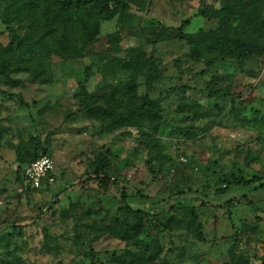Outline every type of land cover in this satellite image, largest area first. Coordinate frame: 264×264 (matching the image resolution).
<instances>
[{
    "label": "rangeland",
    "instance_id": "rangeland-1",
    "mask_svg": "<svg viewBox=\"0 0 264 264\" xmlns=\"http://www.w3.org/2000/svg\"><path fill=\"white\" fill-rule=\"evenodd\" d=\"M57 1L0 0V264H264V54L160 33L225 28L201 9L239 28L262 4L74 0L97 8L56 29ZM42 149L53 171L25 190L18 160Z\"/></svg>",
    "mask_w": 264,
    "mask_h": 264
},
{
    "label": "trees",
    "instance_id": "trees-1",
    "mask_svg": "<svg viewBox=\"0 0 264 264\" xmlns=\"http://www.w3.org/2000/svg\"><path fill=\"white\" fill-rule=\"evenodd\" d=\"M200 1L202 2V4H205L206 0H200ZM256 1H257V4L260 3L264 7V0H256ZM112 2L115 5H119L123 8H127L126 4L123 2H120V1L119 2L112 1ZM92 3L93 2L90 1L89 6L86 9L85 8L86 6L79 4V2H76L74 0H67V1H62V2L57 1V3L55 4L56 8H54L51 14V17L48 18V13L46 11H42L41 18L47 25L49 24L48 27H50L53 23H55L57 26L56 29L58 28L67 29L69 26H71L70 22L77 21L78 19L83 29L84 27L83 22L81 21L80 18H88L87 14L89 15L92 12H95L93 10L96 9L97 6L95 5L94 7ZM103 3L108 4L109 1L107 0V1L102 2V5ZM16 5H17L16 3L11 5V7H13V10L16 7ZM36 8H37V4L26 6L25 13L27 16H29L30 25H34L36 23L35 21L36 18L34 17L36 14L35 13ZM68 10H71V13L68 14V16H66L62 20H60V18L63 16V13ZM19 11L20 9L17 8L13 11V14L16 15ZM229 11L234 14L232 10H229ZM248 11L250 10L247 9L246 7L241 8V12L244 13L243 17H244L245 24L240 26L239 28L237 27L232 28V27L226 26L227 25L226 21L228 19H227V15H224L225 12H222V11H210L209 12L206 9H201L199 11L200 16L204 18H212L213 16H216L217 19L221 21L222 20L225 21V23L223 22L225 28L219 29L215 32H209V33L198 32L195 34H185L184 28L189 25V22L184 21L181 23V26L176 30L160 27V33L167 34V35H173L174 38L186 40L189 43L199 42L203 44L205 43L207 45L210 44V45H213L214 47L217 46V47L223 48V50H221L220 52L222 53L221 54L222 58L227 57V56L224 57L225 54H228V56L229 54L231 55L232 52H233L232 54L236 55L238 58H242V54L244 53H247L248 55H250L254 51H256V54H262V53L264 54V48H263L264 46V18H260L261 14L258 13L257 7H254L251 13H249ZM78 14L80 15L78 16ZM245 14L249 15L250 17L248 22H247ZM76 15H77V19H76ZM4 17H5V26H6L7 32L11 33V30L9 28V25L12 22V20L10 19L11 12L6 13ZM18 45L20 48H23L24 41H21ZM260 46H262V48H260L259 50L258 47ZM255 47L257 48V50L254 49ZM80 89H81V93L83 94V96L87 98L88 94L83 90V87L81 84H80ZM215 97L223 98V97H229V96L227 94H224L222 96L215 95ZM142 109L148 112L155 113V114H160V111H161L158 106L154 105L152 102L148 101L147 99H144L143 104H142ZM85 111L92 113L93 115H96V116L98 115L104 116L106 113V111L103 110V108L90 107V106H85ZM42 155H47L45 149L40 150V153L38 150H35L33 154H30V155L27 154L18 160L19 165L16 169L15 175H16V181L19 182L22 186H24L23 179H22L23 169L26 166H28L31 162L37 160ZM92 174L99 179H103L104 182H107L109 180L108 176L103 173L99 161H96L95 168ZM251 183L252 182H243L242 185L246 186V185H250ZM24 188L25 190L34 189L28 186L27 187L24 186ZM123 199H125L124 193H123ZM232 203H233L232 200H228L225 202L224 205L227 209L226 210L227 213L229 212L228 209L232 206ZM141 216L147 218V214L145 212H141ZM194 234L197 240L199 241L203 240V233L199 225H196ZM90 264H94L92 257H90Z\"/></svg>",
    "mask_w": 264,
    "mask_h": 264
},
{
    "label": "built area",
    "instance_id": "built-area-1",
    "mask_svg": "<svg viewBox=\"0 0 264 264\" xmlns=\"http://www.w3.org/2000/svg\"><path fill=\"white\" fill-rule=\"evenodd\" d=\"M53 160L42 155L23 169L22 179L25 187L38 188L41 182L53 171Z\"/></svg>",
    "mask_w": 264,
    "mask_h": 264
}]
</instances>
